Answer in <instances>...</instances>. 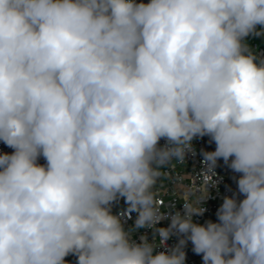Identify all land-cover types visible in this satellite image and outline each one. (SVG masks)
<instances>
[{"label":"clouds","instance_id":"1","mask_svg":"<svg viewBox=\"0 0 264 264\" xmlns=\"http://www.w3.org/2000/svg\"><path fill=\"white\" fill-rule=\"evenodd\" d=\"M261 36L264 0H0V264H264ZM205 136L204 185L162 212L160 169ZM221 159L236 190L199 223Z\"/></svg>","mask_w":264,"mask_h":264},{"label":"built area","instance_id":"2","mask_svg":"<svg viewBox=\"0 0 264 264\" xmlns=\"http://www.w3.org/2000/svg\"><path fill=\"white\" fill-rule=\"evenodd\" d=\"M148 2V0H144ZM248 45L251 51L260 56L264 54V36L261 37H249L247 39ZM209 137L205 136L203 138H196L193 140V147L196 149L195 154L189 153L186 156L184 162H179L173 160L168 166L161 168L162 175L158 178L155 185L154 191L157 195V200L160 202V207L162 212H170L176 209L182 210L183 200L181 199V192L186 187H195L197 189L201 188L205 183V173L202 169V155L201 149L205 151H214L215 143H209ZM165 141L162 139L160 144L163 145ZM12 151L2 142H0V152ZM41 164L45 163L44 159L41 158L39 161ZM216 175H207V183L212 186L208 195L212 196L205 203L206 212L203 216H197L195 219L199 223H203L206 220L216 221V211L220 204L222 203V198L225 195H232L236 190V180L238 173H233L221 159L218 161L217 167L215 169ZM215 181L217 187H215ZM113 214H122L121 219L124 222V227L126 229L132 228L134 226L136 213L127 211V204L123 199L118 202H114L112 206ZM169 224L168 220H162L158 227H167ZM142 234H146L148 239L151 241L153 239L151 229H140L133 234V239L139 242V237ZM177 243V238L173 237L167 241V245L171 247ZM164 248H158L157 251H164ZM187 259L186 264H203L200 255H196L192 252V245L189 242L186 249ZM68 264H76V257L74 255H69L66 258Z\"/></svg>","mask_w":264,"mask_h":264},{"label":"rangeland","instance_id":"3","mask_svg":"<svg viewBox=\"0 0 264 264\" xmlns=\"http://www.w3.org/2000/svg\"><path fill=\"white\" fill-rule=\"evenodd\" d=\"M248 44V42H246ZM160 171H162V169H160Z\"/></svg>","mask_w":264,"mask_h":264}]
</instances>
